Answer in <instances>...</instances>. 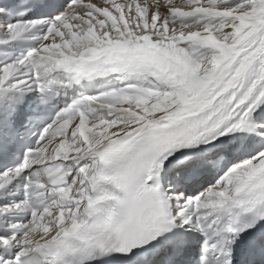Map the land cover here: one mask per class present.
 Instances as JSON below:
<instances>
[{
	"label": "snow or ice",
	"instance_id": "snow-or-ice-1",
	"mask_svg": "<svg viewBox=\"0 0 264 264\" xmlns=\"http://www.w3.org/2000/svg\"><path fill=\"white\" fill-rule=\"evenodd\" d=\"M0 264H264V0H0Z\"/></svg>",
	"mask_w": 264,
	"mask_h": 264
}]
</instances>
